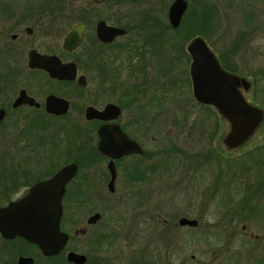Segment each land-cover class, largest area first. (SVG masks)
I'll return each mask as SVG.
<instances>
[{
	"label": "flooded vegetation",
	"instance_id": "af4514ba",
	"mask_svg": "<svg viewBox=\"0 0 264 264\" xmlns=\"http://www.w3.org/2000/svg\"><path fill=\"white\" fill-rule=\"evenodd\" d=\"M22 1H15V8L0 9V15H3L0 18L3 23L0 24V48L3 50L0 53L1 56L7 57L14 49H18L17 46L21 39L20 33L16 30L13 33L15 28H19L16 22L17 17L30 14H47V11L41 10L42 12H40L30 5L29 2L32 0L23 6ZM174 1L92 0L93 5L110 2L112 7H126L125 13L123 16L119 15L120 17L114 13L112 17L110 15H93L94 6L85 9L84 16L79 13L82 20L75 22L74 26L83 24L84 36L74 51L64 50L62 42L60 49H52L48 46L46 51L43 52L31 46L26 53L24 65L21 56L25 52L18 50V56L21 59L17 62L15 75L12 74V77L8 80L10 83L8 90L11 93L17 90V94L10 104V109L29 108L45 112L46 98L55 96L68 102V113L76 109L77 115L83 114L82 121L77 116L76 122H73V125H78L82 129L83 139L89 143L88 147L86 144L81 146L79 164L73 162L77 165L76 175L79 171L82 172L81 176L84 175L81 184L82 190H84L83 197L79 201H74L77 207L86 204L85 197L87 198L88 190L93 188H105L109 195H114L121 171L128 177L129 183L143 181L144 177L149 174L151 159L150 150L147 147L150 142L151 131L149 108H192L193 113L196 109L206 110L209 118L206 119V126L200 134L205 139L206 146L198 156L200 158L198 164L203 165L205 163L210 167L207 169V178L203 182L207 185L203 188L202 195L207 194L202 207L206 209L207 205L213 206L217 217H215L212 224L224 225L226 231L221 235L213 230L210 231L214 226L212 227L211 224L203 222L204 219L208 218H205L204 212L202 210L199 212V209L198 214L200 215L190 219L196 221L194 226H180V218L176 223L169 222L166 219H158V221L165 229L184 228L195 231L189 233L190 245L193 247L189 257L191 264H215V259L220 257L214 256L216 250L199 249L203 246L210 248L211 241L214 239L223 240L224 247L227 253L229 252L226 262L219 264H264V136L260 139L256 138V134L264 126V120L247 139L238 141L240 137H236L234 140H229L228 135L231 133V124L217 110V108H223L227 103H230L226 101V90L223 89L221 94L223 97H220V100L212 97V101L206 104L197 100L194 96L190 75L192 58L188 52V46L192 40L197 37L201 38L218 61L221 69L238 78L236 82L230 84L233 85L235 93L239 94L248 105L263 110L254 102L257 101V93H259L257 90L258 82L256 79L239 73L238 63H236L237 55L244 46L245 38H247L244 33L247 29L244 27L238 36L229 45L227 44V48L219 51L207 35V32L209 35L215 33L212 26L214 5L206 3L202 9L204 13L202 11L199 12L200 14L194 12V19L191 20L192 25H188V23H184L186 16L189 14L188 11L192 4H196L200 0H184L187 3L186 11L178 27L173 28L169 24L168 15L169 8ZM17 5H20V7L18 8ZM248 11L252 13V15H249L250 19L248 20L251 26L252 22L254 23L256 20L254 18L256 13L251 8L244 12L245 22L249 14ZM59 12L60 10L57 8H52L50 15ZM104 14L106 13L104 12ZM201 15L206 17L205 26L201 25L202 20L198 19ZM64 19L61 20L65 21ZM58 20H52L49 26L43 22L41 26L44 28L46 24L47 29L51 30L49 27H52L53 23L56 24ZM68 22L70 24V19H68ZM99 23H104L106 27L122 30L123 33L112 37L110 41H103L98 34ZM27 27L32 29V35L33 28L31 26ZM27 27L23 29V34L26 36L24 43L26 44L28 38L31 37L26 31ZM197 31H201L202 35H199ZM9 32L12 33L8 35ZM169 32L176 37L174 42H169L170 46L175 49L173 62L175 63L174 70L176 74L171 72L170 64L172 60L170 61L165 57L166 45L168 46L166 35ZM187 32L192 33L187 35L185 34ZM31 50H36L43 55L56 56L62 64L73 63L76 66V78L74 80H58L51 78L42 69L29 68L28 53ZM183 58L187 61V68L182 73L180 62L183 61ZM91 76L94 79V90L86 96L88 80ZM79 77H84V86L78 83ZM227 89L229 90V88ZM20 91H24L28 97L34 99L38 106L21 105L13 109L12 103ZM253 93L255 95L254 99H249V94ZM260 104L262 106L263 103ZM107 106H112L116 110L114 108L106 110ZM88 107H93L101 113V117L87 119L85 114ZM0 108H3L6 112L2 121L4 122L10 113V109ZM211 119H213V122ZM217 121L219 122L217 123ZM218 124L223 125L222 128L225 132L223 136H219L217 132ZM179 125L182 124L179 123ZM124 138L132 145L130 147L131 151L127 148ZM103 140H109L115 154L120 153V156L109 157L102 153L99 150V145ZM123 150H129V153H123L125 152ZM6 156V143L0 137V208L24 197L29 189L38 183L29 184L32 177L38 173L39 168L43 165L42 162H39L37 153L26 152L17 154V167L9 169L7 168ZM112 174L115 175L113 192L109 189ZM7 175L16 176L15 180L20 185L15 186L16 188L13 187L11 194L6 193ZM76 175L66 185V191L62 198L60 230L68 235L65 247L57 255L46 256L36 244L27 242L20 237L6 239L0 234V264H73L67 261V255L70 252L83 255L85 257L83 264L188 263V260L183 256L186 253L183 246L186 245L178 242V237L183 235L166 232V230L157 234H128L129 242L127 246L129 250L126 253H123L125 251L119 248L115 240L113 241L115 243H112L110 257L102 249V234L93 232L102 219L101 211H92L85 218V225L81 226L80 224L76 226L79 228L75 227L74 237L80 239L79 242L84 249L77 251L76 248L70 247L72 238L68 228H71V224L70 221L63 223L64 206L68 186L76 178ZM95 214H99V219L90 223V218ZM249 220L255 224L258 233L248 229L249 226L246 221ZM239 223H241V226L238 232L236 224ZM203 229L208 231L203 232ZM198 230H201V232H197ZM185 236H188V234H185ZM235 242H239L237 243L239 250L230 256ZM244 246L245 248L242 250ZM233 248L236 249L235 246ZM210 252L212 257L205 260Z\"/></svg>",
	"mask_w": 264,
	"mask_h": 264
},
{
	"label": "rangeland",
	"instance_id": "374dc122",
	"mask_svg": "<svg viewBox=\"0 0 264 264\" xmlns=\"http://www.w3.org/2000/svg\"><path fill=\"white\" fill-rule=\"evenodd\" d=\"M13 1L14 0L11 2ZM28 1L30 0H23L21 3L22 6L25 3L28 4ZM48 1L54 5L51 8H57L58 10L62 8L65 9V21L59 19V23H57L58 21L56 24L53 23V26L49 27L51 30H48L47 25L49 26L51 23V18H46L47 25H44V29L37 25L38 22L34 21L36 18L35 16L32 17L33 22L30 23H23V18L20 16L17 17L16 22L18 23L19 28L14 27L15 29L13 33H15V30L20 33L21 39L18 43L19 47L17 46L18 49H14V51H12L11 54H8L7 57L0 55V76H4L7 67L14 76L15 70L18 66V60L22 57V61L24 60L23 64L25 65L26 53L31 46L42 52L46 51L48 46L52 49H60L64 35L75 25L76 22L72 23V19H74V17L71 16L72 11L73 13H81L84 16V10L94 6L93 15H110L112 17L113 13L117 14V16H123L126 8L112 7L110 2L107 4L93 5L92 0H32L29 4L37 10H44L48 8ZM206 3L214 5L212 26L215 33L209 35L207 32V35L216 45L215 48L217 50L222 51L224 48H227L230 42L238 36L239 32L246 27L247 30H245L244 33L247 38H245L244 46L237 55L236 63H238L239 73L243 76L256 79L258 82L257 90L259 93H257V101L255 100L254 102L264 110V0H200L198 3L191 5L188 11V13H190L188 15L192 13L194 14V12H203L204 10L202 9L205 7ZM13 7L15 8V5ZM17 7L19 8L20 5H17ZM250 8H252L253 12L258 14L256 15V20L251 26L248 21L245 22L244 15V12L250 10ZM104 12L106 14H104ZM1 17L2 16L0 15V18ZM189 17L190 16H186L185 24L190 23L191 20ZM68 19H70V21L72 20L70 24ZM0 24H3L1 20ZM27 26L33 28V34L28 38L26 44L24 43L26 36L23 34V29ZM255 30L256 32H254ZM11 33L12 32H9L8 35ZM191 33L187 32L185 34L190 35ZM166 38L168 46L166 45L165 57L168 60L170 59V61L172 60L170 64L172 68L171 72L176 74L174 70L175 63L173 62L175 49L169 44V42H174L176 37L173 33L169 32L167 33ZM18 50H22L25 54L19 57ZM185 68H187V61L183 58V61L180 62L181 72H184ZM93 80V76L88 80L86 96L94 90ZM2 87H5L4 84ZM16 94L17 90L13 93L8 90L7 95L0 93V103L4 102L6 98H11V104ZM174 94L176 95V93ZM254 96V93L251 95L249 94L248 98L253 100ZM261 102L263 103L262 106L260 104ZM30 111L31 109L29 108H22L14 114L10 112L7 117V125L10 126L15 120L29 115ZM149 111L151 118L150 142L147 145L151 155L149 174L144 177L143 181L129 183L128 177H126L121 171L116 183V191L114 195H109L105 188H93L88 190L87 198L85 197L86 204L82 207H77L75 206L74 201H79L81 197H83L82 193L84 191L81 187L84 175L81 176L82 172L79 171L76 178L68 186L63 223L70 221L71 228H68L69 234L72 238L70 247L76 248L77 251H80L82 248L84 249V247L81 246L79 242L80 239L74 237L75 227L80 224L81 226L83 224L85 225V218L92 211H101L102 219L97 227L94 228L93 232L102 234V249H104V252L110 257L112 243H115L113 242L115 240L119 245V248L125 251L123 253H126L129 250L127 246V243L129 242L127 237L128 234H157L159 232H165V230L166 232L177 233L183 235L178 237V242L186 245L185 247L183 246L184 244L182 245L183 249L186 250V253L183 252L185 253L183 256L188 260L187 264H191V262H189V257L193 247L190 245L189 233L195 231L184 228L165 229L162 227L161 222L158 221V219H166L167 221H172L174 223H176L181 217L193 219L200 215L198 214L199 209V212L202 210L204 212V217L208 218L204 219L203 222L211 224L210 226L212 227L214 226L210 231L213 230L219 235L226 231L224 225L212 224L214 223L215 217H217L213 206L207 205L206 209L202 207V203L206 201L205 196L207 194L204 193L205 195H202L203 188L207 185V183L203 182L207 178V169L210 165L207 166L205 163L199 165L200 158L198 156L204 151L203 148L206 146L205 139H203L200 134L206 126V119L209 118L208 112L204 109H196L195 113H193L192 108H149ZM77 113L76 109H73L69 112L67 118L51 120L49 126L59 131L66 129L68 125H73V122L77 120V116L81 121L83 120V114L79 116ZM17 116L19 117L16 118ZM211 121L213 122V119H211ZM218 122L219 121H217V123ZM53 123H55L54 127L52 126ZM179 123L182 125L180 126ZM222 126V124L217 125L219 136H223L225 133ZM263 136L264 126L256 134V138L260 139L261 137L263 138ZM69 143L71 151L68 154V142L64 143L63 141L61 143L59 141V145L56 148V153L54 155H51V149H48L50 153L48 152L46 155L43 154V156L46 158L49 157V160L52 158L53 164H56L58 169L67 164L73 163V159L78 161L80 159L82 144H86L88 147L89 143L88 141L86 142L85 139L72 140ZM69 159L71 161L64 163L65 160L67 161ZM246 224L249 226L248 229L250 231L258 233V229H256V226L252 221H246ZM240 226L241 223L236 224L238 232L240 231ZM65 229L67 230V227H65ZM207 231L208 230L204 231L203 229V232ZM197 232H201V230H198ZM185 234H188V236H185ZM237 243L239 242H235L233 245L236 249L232 246V253L230 256L235 253V251L239 250V248H237ZM244 248L245 246L242 250H244ZM199 249L216 250L214 256L220 257L215 259V264L226 262L229 255V252L227 253V250L224 247L223 240L220 241L214 239L211 241L210 248L203 246V248L199 247ZM211 257L210 252L205 260H209Z\"/></svg>",
	"mask_w": 264,
	"mask_h": 264
},
{
	"label": "water",
	"instance_id": "95a60500",
	"mask_svg": "<svg viewBox=\"0 0 264 264\" xmlns=\"http://www.w3.org/2000/svg\"><path fill=\"white\" fill-rule=\"evenodd\" d=\"M186 8L187 3L184 0H175L170 6L168 17L169 24L173 28L178 27ZM26 31L31 35L30 27H27ZM122 33V30L106 27L104 23L98 24V34L103 41H110L112 37ZM83 36L84 25L74 26L63 37V49L68 52L76 50ZM188 52L192 58L190 75L196 99L205 104L210 103L212 97L220 100V97H223L222 91L225 89L226 101L230 103H227L223 108H217V110L231 124V133L228 135V139L234 140L236 137H240L238 141H243L250 137L264 120V111L248 105L239 94L235 93L233 85L230 84L236 82L238 78L221 69L218 61L201 38L197 37L192 40L188 46ZM28 67L42 69L51 78L58 80H74L76 78V66L73 63L62 64L56 56L43 55L36 50H31L28 53ZM243 82L245 83L244 80ZM78 83L84 86V77H79ZM21 105L38 106V103L28 97L24 91H20L12 103V108L16 109ZM106 108V110H110L114 107L107 106ZM44 110L50 115L64 116L69 111L68 102L55 96H49L46 98ZM5 115V110L0 108V122L4 120ZM85 117L97 119L101 117V113L93 107H88ZM124 142L130 150L132 147L130 142L125 138ZM99 150L109 157L120 156V153L115 154L109 140H103L99 145ZM129 150H123L125 151L123 153H129ZM76 173L77 165L67 164L49 179L33 185L21 199L0 208V234L6 239L20 237L27 242L36 244L46 256L57 255L68 240V235L60 230L62 198L66 191V185L75 177ZM114 179L115 175L112 174L109 183V189L112 192ZM99 217V214H95L89 222L93 223ZM179 225L194 226L196 221L181 217ZM67 261L73 264H83L85 257L70 252L67 255Z\"/></svg>",
	"mask_w": 264,
	"mask_h": 264
},
{
	"label": "trees",
	"instance_id": "16d2710c",
	"mask_svg": "<svg viewBox=\"0 0 264 264\" xmlns=\"http://www.w3.org/2000/svg\"><path fill=\"white\" fill-rule=\"evenodd\" d=\"M13 4V5H12ZM16 4V2H11L10 0H0V9H9L13 8V6ZM52 3L48 1V8L44 9V11H47V14L42 15L41 14H36V15H25L22 16L23 23H30L32 21V17L35 16V22H38L37 25L39 27H42L41 25L46 23V18H51V21H55L58 19H64L65 17V9L62 8L60 9V12L55 15H50L51 13V7ZM29 8V7H28ZM252 9V8H251ZM38 11L42 12L41 9H38ZM249 12V11H248ZM190 13V12H189ZM252 13H249L246 17L247 21L250 19V16ZM258 15V14H256ZM254 14V18L256 19V16ZM3 17V15H1ZM51 16V17H50ZM71 16L74 17L72 19L73 22L81 21L82 18L79 13H71ZM190 16L189 19L192 20L194 19L193 13L188 15ZM198 19L202 20L201 25H206V17H201L199 16ZM253 24V22H252ZM35 25V24H34ZM50 25V24H49ZM188 25H192V22L188 23ZM199 35H202L201 31H197ZM195 32V33H197ZM3 50L0 48V53ZM12 77V73L7 67L4 76H0V93H4L5 95L8 94V89H9V82L8 80ZM4 84L5 87H2ZM5 88V89H4ZM8 97V96H7ZM6 98V97H5ZM11 98H6L4 102L0 103V107H4L7 109H10V100ZM22 108H19L17 110H11L12 114L20 111ZM10 114V113H9ZM9 116V115H8ZM69 116V113L61 116V117H53L48 114H46L44 111H36V110H31L30 114L27 116L22 117L21 119H17L14 122H12V125L8 126L7 125V118L4 122L0 124V137L2 138L3 141L6 143V157H7V168L9 169H14L17 167L18 159L16 157L17 154H22V153H37L39 162H42V166L39 168V171L37 174H35L32 177V181L29 184H34L36 182H40L42 180L50 178L55 172L58 171V166L53 164L52 158L49 160V157L46 158L43 156V154H48V149H51V155H54L56 153V148L59 145V141L62 143L68 142V147L70 146V141L72 140H78V139H83V133L82 129L78 126L74 125H68L66 129H63L61 131L55 130L52 127H50L49 122L51 120H58V119H65ZM17 116L16 118H18ZM54 124L52 126L54 127ZM57 124V123H56ZM60 127V126H57ZM63 136V137H62ZM58 151V149H57ZM70 147L67 149V154L70 152ZM67 157V155H66ZM71 161L65 160L64 163H67ZM73 162L79 164L77 160L73 159ZM50 165V166H49ZM49 166V167H47ZM17 178L16 176H11L7 175V182H6V193L11 194L12 193V188L15 186H20L19 183L15 180ZM16 188V187H15ZM9 199V198H7ZM170 225V224H169ZM168 225V226H169Z\"/></svg>",
	"mask_w": 264,
	"mask_h": 264
}]
</instances>
